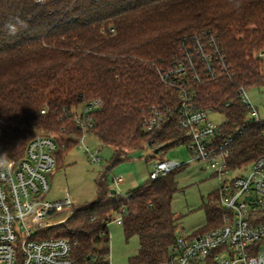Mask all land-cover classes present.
<instances>
[{"label": "trees", "instance_id": "16d2710c", "mask_svg": "<svg viewBox=\"0 0 264 264\" xmlns=\"http://www.w3.org/2000/svg\"><path fill=\"white\" fill-rule=\"evenodd\" d=\"M206 37L225 52L228 71L194 86L191 105L226 119L222 138L238 134L228 159L238 171L264 156V123H253L240 102L243 90L264 93V0H0L2 154L17 164L35 137H51L60 146L59 168L83 136L74 115L94 100L102 106L92 113L90 134L114 149L96 181L95 201L37 239L69 240L73 264H109V227L121 219L126 240H139L130 264L169 258L177 238L176 176L185 166L126 198L111 195L108 174L134 151L167 152L187 143L179 92L162 76L192 38ZM155 112L162 125L148 131L146 120ZM210 200L201 233L222 224L217 192Z\"/></svg>", "mask_w": 264, "mask_h": 264}, {"label": "built area", "instance_id": "2783aa9c", "mask_svg": "<svg viewBox=\"0 0 264 264\" xmlns=\"http://www.w3.org/2000/svg\"><path fill=\"white\" fill-rule=\"evenodd\" d=\"M192 39V47L162 79L179 92L177 112L179 127L187 139L184 146L218 180L217 204L222 224L203 233L178 236L169 258L160 264H264V156L238 171L229 168L228 159L238 134L222 138L223 124L212 121L213 115L220 114L191 105L194 86L227 73L226 55L213 37ZM259 57L264 58V53ZM240 102L253 123H264V107H256L248 92L241 91ZM100 106L102 101L94 100L74 115L76 126L83 132L79 145L91 136L92 113ZM162 122V114L155 112L146 120V129H159ZM59 150L56 139L37 136L16 164L0 149V264H73L69 240L37 239L40 231L51 227L47 225L51 215L75 205L69 195L62 202L45 200L51 191ZM84 150L91 163H102L99 151L92 153L85 146ZM182 166L159 161L153 166L150 180H158ZM123 182L122 178L113 180L117 198L127 197L120 192Z\"/></svg>", "mask_w": 264, "mask_h": 264}, {"label": "rangeland", "instance_id": "374dc122", "mask_svg": "<svg viewBox=\"0 0 264 264\" xmlns=\"http://www.w3.org/2000/svg\"><path fill=\"white\" fill-rule=\"evenodd\" d=\"M250 101L260 110L264 107V93L259 90L248 92ZM81 111V108L78 112ZM212 121L222 125L226 119L221 115H213ZM45 135L43 133H40ZM84 146L91 152L99 151L101 164H93ZM65 160L56 168L51 177V191L45 197L49 202H62L67 195L74 201V206L55 213L47 220L48 226L63 223L74 208L92 204L97 197L96 181L108 167L114 157V149L102 144L96 137L89 136L84 145H79L65 153ZM168 161L185 166L177 174L176 181L179 192L174 196L172 210L177 219L175 235L190 236L207 226L205 206L211 197L218 191V180L214 173L204 163L194 160L186 146H178L167 152L155 155V149L145 148L130 153L128 160L117 165L108 174L110 189H115L114 178H122L120 192L124 195L145 185L150 181V174L155 163ZM111 199V197H110ZM110 255L109 264H130V259L137 255L139 240L137 237L126 240L123 232V223L120 220L113 222L110 227Z\"/></svg>", "mask_w": 264, "mask_h": 264}, {"label": "water", "instance_id": "95a60500", "mask_svg": "<svg viewBox=\"0 0 264 264\" xmlns=\"http://www.w3.org/2000/svg\"><path fill=\"white\" fill-rule=\"evenodd\" d=\"M159 153H160V150H156L155 151V155H158ZM111 195L112 196H115L116 195V191L113 190L112 193H111Z\"/></svg>", "mask_w": 264, "mask_h": 264}, {"label": "clouds", "instance_id": "9594fccd", "mask_svg": "<svg viewBox=\"0 0 264 264\" xmlns=\"http://www.w3.org/2000/svg\"><path fill=\"white\" fill-rule=\"evenodd\" d=\"M237 6H239V5H237Z\"/></svg>", "mask_w": 264, "mask_h": 264}]
</instances>
